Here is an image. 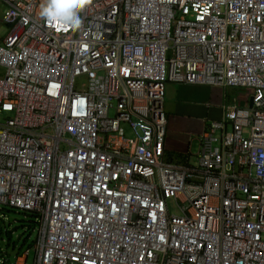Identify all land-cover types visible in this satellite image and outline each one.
<instances>
[{
	"label": "built area",
	"instance_id": "1",
	"mask_svg": "<svg viewBox=\"0 0 264 264\" xmlns=\"http://www.w3.org/2000/svg\"><path fill=\"white\" fill-rule=\"evenodd\" d=\"M43 2L0 0V206L38 224L0 264H264V0H92L77 31ZM168 82L246 90L194 163L164 155Z\"/></svg>",
	"mask_w": 264,
	"mask_h": 264
},
{
	"label": "crops",
	"instance_id": "2",
	"mask_svg": "<svg viewBox=\"0 0 264 264\" xmlns=\"http://www.w3.org/2000/svg\"><path fill=\"white\" fill-rule=\"evenodd\" d=\"M4 5H0V8ZM1 42V41H0ZM204 98L207 106L214 105L218 112L211 111V119L222 117L225 100L233 99L239 105H245L246 90L227 86L217 87L205 84H176L166 83L163 107L166 116V135L164 142L165 158L173 162H191L198 150L199 135L203 132L209 119L203 108ZM197 136L195 153L191 149V137ZM195 161V159H194Z\"/></svg>",
	"mask_w": 264,
	"mask_h": 264
},
{
	"label": "rangeland",
	"instance_id": "3",
	"mask_svg": "<svg viewBox=\"0 0 264 264\" xmlns=\"http://www.w3.org/2000/svg\"><path fill=\"white\" fill-rule=\"evenodd\" d=\"M2 9L0 8V41L6 35L9 27L2 22ZM3 73V70L0 68V74ZM176 84H185V83H176ZM221 88V87H220ZM239 89V88H238ZM236 105L233 99L225 100L221 103L222 106H234ZM205 113L207 118L210 119L211 111L218 112V108L214 105L207 106V100L204 98L203 108H201ZM114 110L110 109V115H113ZM208 121V122H209ZM207 122V123H208ZM125 129V136L131 137L132 133L128 125L123 124ZM248 128L243 129V134L248 135ZM197 136L191 137V142L193 148L191 149L192 153H195V142ZM191 163H194V157L191 159ZM170 210L173 214L179 215V211L176 207L172 206L171 200L168 201ZM37 219L30 212H24L15 208L0 206V257H8L10 260L16 259L14 251L21 253L26 249H29V260H32L33 249L32 245L35 242L36 230H37Z\"/></svg>",
	"mask_w": 264,
	"mask_h": 264
},
{
	"label": "clouds",
	"instance_id": "4",
	"mask_svg": "<svg viewBox=\"0 0 264 264\" xmlns=\"http://www.w3.org/2000/svg\"><path fill=\"white\" fill-rule=\"evenodd\" d=\"M91 2L92 0H44L40 5L38 15L46 23L59 24L60 26L70 27L73 31H77L81 29L83 24L80 13Z\"/></svg>",
	"mask_w": 264,
	"mask_h": 264
},
{
	"label": "water",
	"instance_id": "5",
	"mask_svg": "<svg viewBox=\"0 0 264 264\" xmlns=\"http://www.w3.org/2000/svg\"><path fill=\"white\" fill-rule=\"evenodd\" d=\"M249 105H251V100L249 101ZM14 254H16V253L14 252Z\"/></svg>",
	"mask_w": 264,
	"mask_h": 264
},
{
	"label": "trees",
	"instance_id": "6",
	"mask_svg": "<svg viewBox=\"0 0 264 264\" xmlns=\"http://www.w3.org/2000/svg\"><path fill=\"white\" fill-rule=\"evenodd\" d=\"M33 216H34V214H33ZM35 217V216H34Z\"/></svg>",
	"mask_w": 264,
	"mask_h": 264
}]
</instances>
